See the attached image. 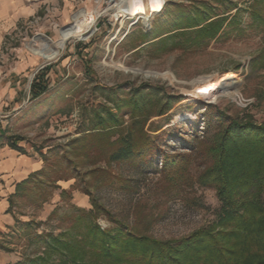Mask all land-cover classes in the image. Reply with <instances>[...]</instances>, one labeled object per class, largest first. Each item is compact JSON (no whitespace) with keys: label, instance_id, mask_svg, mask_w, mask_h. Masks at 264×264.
<instances>
[{"label":"rangeland","instance_id":"374dc122","mask_svg":"<svg viewBox=\"0 0 264 264\" xmlns=\"http://www.w3.org/2000/svg\"><path fill=\"white\" fill-rule=\"evenodd\" d=\"M107 1L52 0L1 44V53L11 61L34 59L39 64L31 76V95L36 77L48 82L44 93L17 111L19 126L12 127L34 147L45 169L40 178L44 185L18 200L20 223L0 236L14 255L19 253L16 264H96L89 256L74 261L52 248L55 238L79 239L73 219L83 215L82 209L93 208L88 193L120 220L160 240L180 239L209 226L222 203L212 186L198 180L207 166L201 141L217 131L216 126L206 127L205 112L213 105L233 117L264 123L263 0H167L149 23L137 14L125 19ZM82 9L97 16L96 31L88 38H70L52 60L29 49L38 34L59 40L61 29L73 24ZM188 17H196L201 26L217 18L227 20L216 36L196 42L199 27L179 35ZM225 75L240 80L239 94L214 101L203 96V77L216 82ZM141 85L156 86L189 105L158 138L148 158L109 162L110 151L101 148L104 142L97 145L98 139L87 137L72 151L74 141L96 123L97 109L103 105L124 115L122 127L127 128L130 112L125 108L120 113L116 101L128 100ZM212 115H217L215 109ZM165 156H176L179 163L165 169ZM64 189L70 193L62 195ZM42 193L48 194L46 200ZM79 197H89V204H81ZM97 221L103 228L113 227L105 216Z\"/></svg>","mask_w":264,"mask_h":264},{"label":"trees","instance_id":"16d2710c","mask_svg":"<svg viewBox=\"0 0 264 264\" xmlns=\"http://www.w3.org/2000/svg\"><path fill=\"white\" fill-rule=\"evenodd\" d=\"M226 20H208L201 26L196 17H188L182 27L184 31L179 35H190L188 29L199 27L195 31L196 42H204L216 36ZM47 83L36 77L31 87L33 97L44 93ZM133 92L128 100L116 101L120 113L125 108L130 112L132 121L127 128L122 127L124 115L103 105L97 109L96 123L74 141L72 151L79 150L78 143L86 137L94 142L98 139L95 143L104 142L101 148L110 151L109 162L136 163L151 155L158 138L167 131L173 119L189 108L186 102L181 103V97L156 86L141 85ZM208 109L205 112L208 116L206 127L212 129L216 126L217 131L209 140L201 141L202 160L207 166L198 180L212 186L222 203L216 221L189 236L160 240L145 233L139 225L120 220L92 193H88L93 208L82 209L83 215L73 219L74 227L79 230V239L55 238L52 248L70 254L74 261L89 256L96 264H264V123L259 124L251 117H233L213 105ZM214 109L216 116L212 115ZM101 110L106 111V115ZM116 132L120 135L111 140ZM12 146L22 150L16 144ZM178 163L176 156H165L163 160L165 169ZM43 174L44 168L19 183L16 196L28 195L44 185L45 181L40 179ZM181 178L186 182L187 175ZM69 193L66 189L61 192L62 195ZM101 216L107 217L113 227L103 228L97 221ZM2 248L9 249L8 245H2Z\"/></svg>","mask_w":264,"mask_h":264},{"label":"crops","instance_id":"0c3cea01","mask_svg":"<svg viewBox=\"0 0 264 264\" xmlns=\"http://www.w3.org/2000/svg\"><path fill=\"white\" fill-rule=\"evenodd\" d=\"M51 1L0 0V236L20 223L16 209L18 200L23 196H16L17 185L44 168L42 158L30 142L26 138L20 140L18 133L12 129L19 126L17 111L21 106L39 97L30 93L31 76L39 64L34 59L11 61L8 54L1 53V44L18 24L34 16ZM78 200L87 206L90 199L79 197ZM5 240L0 239V264L18 263L21 261L18 252L14 255L13 251L2 248V245H7Z\"/></svg>","mask_w":264,"mask_h":264},{"label":"bare ground","instance_id":"6f19581e","mask_svg":"<svg viewBox=\"0 0 264 264\" xmlns=\"http://www.w3.org/2000/svg\"><path fill=\"white\" fill-rule=\"evenodd\" d=\"M114 1H117L115 5L113 4ZM166 1L167 0H111L110 5L118 12H121L125 19L136 17L132 14H137V18L139 17L144 20L145 23H149L153 15L162 10ZM96 23L97 16L90 14L86 9H82L75 14L73 24L61 29V37L59 40L54 41L43 34H38L28 43V47L36 55L47 60H52L60 54L61 49L65 47L66 42L70 38L77 37L86 39L90 34H93L96 31ZM120 67L126 69L123 65H120ZM163 76L171 80L174 78V76L169 73H165ZM203 80L206 81V87L202 90V94L213 101L218 99L221 95L239 94L240 80L234 75H225L216 82H210L204 77Z\"/></svg>","mask_w":264,"mask_h":264},{"label":"built area","instance_id":"2783aa9c","mask_svg":"<svg viewBox=\"0 0 264 264\" xmlns=\"http://www.w3.org/2000/svg\"><path fill=\"white\" fill-rule=\"evenodd\" d=\"M97 2H100V0H97ZM111 2V0H109V1H107L106 3H107V5H109V3ZM117 3V1H114L113 2V4L115 5ZM112 4V5H113ZM119 13V15H122V13L121 12H118ZM139 18V17H138ZM140 19V18H139Z\"/></svg>","mask_w":264,"mask_h":264}]
</instances>
